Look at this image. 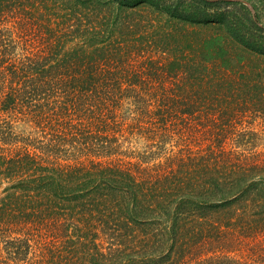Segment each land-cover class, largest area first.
Masks as SVG:
<instances>
[{"label":"trees","instance_id":"obj_1","mask_svg":"<svg viewBox=\"0 0 264 264\" xmlns=\"http://www.w3.org/2000/svg\"><path fill=\"white\" fill-rule=\"evenodd\" d=\"M161 1L0 0V264H264V167L223 123L263 71L206 13L228 0Z\"/></svg>","mask_w":264,"mask_h":264},{"label":"rangeland","instance_id":"obj_2","mask_svg":"<svg viewBox=\"0 0 264 264\" xmlns=\"http://www.w3.org/2000/svg\"><path fill=\"white\" fill-rule=\"evenodd\" d=\"M146 1L151 2L159 0ZM164 2L169 6H182L184 3V5L189 9H192L191 6H193V2L190 0H162L160 3ZM256 6L259 9L256 10ZM206 13L213 21H218V18H220L221 15L228 17L232 25H236L243 30L244 39L247 44L242 45V48L245 49L248 47L247 50L250 53L245 61L246 72L251 74L252 71H263V80L261 82L262 86H258L260 88L257 91L248 90L249 88H257V86H255L256 82L254 81V79L257 78L256 75L252 74L244 81L237 79V82L233 78L235 80L232 82L235 90L234 94H240L242 96L239 100L241 104H239L237 100L232 102L229 116L227 118L224 117L223 123H225V127L228 128L225 145L228 153L232 156V159L235 161H242L247 164L249 163V165L259 164L264 167V51L258 54L256 50L253 48L251 49L252 45H256L257 47L264 49V0L221 1V3H219V8H215V6H213L206 10ZM167 17L169 18V16ZM253 18H255L256 24L253 22ZM233 79L231 78L230 81ZM171 83L172 82H170V84ZM146 87L148 88V91H140V93L144 96L149 95L147 92L151 93L150 88L148 86ZM238 105L241 108H237ZM218 121V123L221 122V120ZM15 126L19 133L25 135L30 134L33 137H42V132L33 122L19 120L15 123ZM167 142L165 151H168L169 154L172 150L174 152H178L187 146H192L196 149L206 148L212 143V140L203 135L202 132H199L198 134L188 133L185 137H183V139L181 133H177L171 140H167ZM133 144L136 146L138 151L143 152L146 147L151 144V142L147 141L146 138H137L133 140ZM154 150L160 151V153L163 154H161L162 156L158 159H152L150 161L151 165L153 162L157 163L159 160H164L163 158H165L166 155L165 151L163 152L162 150L157 149ZM63 159L64 157L61 159L62 162H64ZM134 161H139V159L136 158ZM262 169L264 171V168ZM2 247L3 244L1 248ZM247 252L248 250L244 248L242 254L245 255ZM2 255L6 256V254ZM10 264L14 263L10 262Z\"/></svg>","mask_w":264,"mask_h":264}]
</instances>
